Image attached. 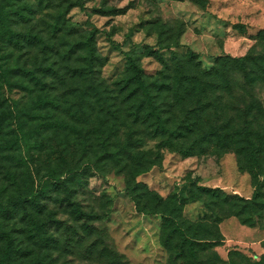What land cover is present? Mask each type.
I'll return each mask as SVG.
<instances>
[{
  "label": "rangeland",
  "instance_id": "374dc122",
  "mask_svg": "<svg viewBox=\"0 0 264 264\" xmlns=\"http://www.w3.org/2000/svg\"><path fill=\"white\" fill-rule=\"evenodd\" d=\"M17 2L34 5V11L29 14L31 18L28 21L13 17L19 20L14 23V28L21 32L38 33L55 48L43 50L41 47L26 45L19 49L3 45L0 46L2 61L11 65L18 63L44 74L47 87L52 89V93L62 103L57 116L73 124L77 121L72 113L79 107L80 112L88 115V119H96L98 122L99 114H102V103H95L93 109L81 101L79 87L84 80L73 76V68L78 66L80 60L77 55H65L68 41L82 39L97 27L100 31L96 36L97 52L102 58V64L97 68L96 82L103 90H107L106 94L110 96L108 102L112 103L113 98H116L117 105L112 110L118 109V118H111L117 122L118 130L111 147H119L127 142L129 131H132L134 140L141 138L139 146L135 147L136 152H140L145 161L158 160L157 165L148 172L133 178V160L123 157L120 164L112 159L99 161L101 153H90L91 158L85 159L90 169L85 167V173H82L84 183L74 186L77 191L74 192L73 200L79 202L84 211L98 218L74 219L69 209L56 200L57 197L63 198L65 193L52 191L51 199L46 201L49 208L47 212L54 211V217L61 220L66 228L53 227L50 230L58 244L49 251V264H182L175 252H170L162 243L161 216L138 211L128 185L132 183L131 187H135L137 181L144 182L147 188H136L135 193L141 200V206L149 202L148 205L152 206L155 195L166 198L184 190L186 186L187 192L188 187L195 188V180L203 186L218 187L230 194L252 198L257 190L256 179L251 172L240 169L237 155L233 151L225 152L213 146L187 156L171 147H165L161 138H152L144 125L128 117V103H122L125 92H120L127 76L126 52L140 59L145 73L152 79L160 77L163 65L157 58L146 53L147 44L156 48L178 44L172 49H163V54L170 58L177 52L186 58L192 52L196 54L202 69L213 68L218 56L262 53L264 41L256 39V34L264 29V0H54L44 2L41 8L36 5L38 0ZM69 4L72 5L66 13V19L61 21V28L54 29L58 13ZM129 4L132 7L124 13L101 11ZM109 38L118 42L121 49H116ZM47 67L52 69H45ZM236 80L237 83L232 81L229 91L223 89L210 98L213 102L218 96L220 103L211 106L205 114L206 125L220 127L227 122L239 123L240 112L252 105L253 96L264 106V83L259 82L251 87L242 74L237 75ZM2 92L23 103L29 97L26 91L18 87L11 90L5 88ZM164 96L161 95L159 101L175 122L191 114V102L186 101V105H182L178 104L175 96ZM82 103L83 106H80ZM83 117L79 118L82 120ZM47 134L51 135L50 132ZM89 135V143L92 138L96 143L99 141L95 132ZM196 136L193 135L186 144ZM75 138V145L81 150L80 139ZM65 148L66 152L73 149L64 139H55L51 135L42 149L31 150V158L25 155L30 167L27 172L32 175L29 178L36 186L40 178H48L45 175L49 174L51 166L58 169L57 174L61 175L57 153H63ZM4 154H0V195L6 196L2 200L8 196L5 188L12 183L15 176L12 172H20L21 169L7 153ZM49 162H52L51 165ZM202 196L204 200L210 198L205 194ZM211 207L206 202L191 201L184 205L181 215L185 225L192 224L194 228L198 222H202L208 227V231L201 237L217 240L203 253L208 264H264V206L256 214L246 210L241 215L236 214L235 208L238 207ZM245 217L252 219L245 223ZM0 219L5 220L9 228L15 227V236L28 243L31 250L33 246L22 232L24 225L20 217L4 219L0 216ZM84 222L93 228L91 235L83 231Z\"/></svg>",
  "mask_w": 264,
  "mask_h": 264
},
{
  "label": "trees",
  "instance_id": "16d2710c",
  "mask_svg": "<svg viewBox=\"0 0 264 264\" xmlns=\"http://www.w3.org/2000/svg\"><path fill=\"white\" fill-rule=\"evenodd\" d=\"M46 1L49 3L54 0H38L37 7L41 8ZM70 5L72 4L58 13L54 29L61 28V21L66 19ZM33 6L18 4L17 0H0L1 47L10 45L22 49L28 45L41 47L43 50L55 48L38 33L21 32L14 28V23L19 20H14L13 17L28 21L31 18L29 14L34 11ZM131 7V4L122 8L113 6L101 11L118 14L126 12ZM98 32L99 29L94 27L82 39L68 41L65 51V55L69 57L77 55L80 60L78 66L73 68V76L84 80L79 87L81 101L93 109L95 103H102L100 108L102 114H99L98 122L96 119H88V115L80 112L79 107L72 113L77 121L73 124L57 116L56 113L62 107V103L52 93V89L47 87L44 74L18 63L11 65L0 58V154L7 153L6 155L18 164V168H21L20 172L19 170L12 172L15 175L12 183L5 188L7 198L2 200L6 196L0 195V216L4 219L20 217L24 225L22 232L33 246L30 250L28 243L13 233L15 227L9 228L5 220L0 219V264H49L47 260L50 256L49 251L58 244L57 238L50 230L53 227L66 228L61 220L54 217V211L47 212L49 208L46 201L51 199L52 191L65 193L63 198L57 197L56 200L69 209L74 219L98 218L97 215L84 211L81 204L73 200L74 192L77 191L74 186L84 183L82 173H85V167L90 169L89 162L85 160L91 158L90 153H101L99 161L112 159L120 164L123 157L133 160L135 163L133 178L157 165L158 160L145 161V157L136 152L135 147L139 146L141 138L134 140L131 136L132 131H129L130 137L127 142L119 147H111L113 137L118 134L117 122L111 118H118L116 114L118 109L112 110L117 105L116 98H113L114 102H108L110 96L106 94L107 90H103L96 82L97 68L102 64V58L97 52ZM256 36V39L264 41V29H260ZM109 41L116 49H121L118 42L112 38H109ZM177 45L167 44L159 48L145 45L146 53L157 58L163 65L159 72L160 77L154 79L148 78L137 56L126 52L127 76L120 87V92H125L122 103H128L126 108L128 117H133V121L144 125L152 138H161L165 147H171L187 156L213 146L225 152H235L240 169L251 172L256 179L257 190L252 198L247 199L218 187L200 185L199 181L195 180V188L188 187L187 192L186 186L184 190L166 198L155 195L152 206L148 205L150 202L141 206L135 189H146L147 185L137 181L135 187H131L132 183L128 187L138 211L146 215L161 216L164 247L170 252H175L176 258L180 259L182 264H208L207 259L203 258V253L217 240L201 237L208 231V227L202 222H198L194 228L192 224L185 225L181 221L183 207L191 201H200L206 202L209 207L211 205L226 206L229 209L238 207L235 208L238 215L246 210L253 214L260 211L264 206V106L253 96L252 105L246 107L244 112H240L239 123L227 122L220 127L206 125L205 114L211 106L220 103L218 96L213 102L210 98L223 89L229 91L233 85L232 81L237 83V75L242 74L247 85L251 87L259 82L264 83V52H251L236 57L218 56L213 68L202 69L196 54L192 52L186 58L177 52L170 58L163 54V49H172ZM13 87L26 91L29 95L28 100L23 103L5 96L2 92L5 88L11 90ZM163 94L164 97L175 96L178 104L186 105V101L191 102L189 110L191 114L175 122L173 116L167 114L162 102L159 101ZM80 106H83V103ZM82 116L86 118L83 117L81 120L79 117ZM47 132L55 139H64L73 149L66 152L65 148L63 153H57L61 175L57 174L58 169L51 166L49 174L45 175L48 178H40V183L36 186L29 178L32 175L27 172L30 167L25 155L30 157L32 149L43 148L51 137ZM90 132L96 133L99 139L97 143L93 138L91 143L88 142L91 139ZM195 134L197 136L187 145L186 142ZM75 136L80 139L81 150L75 145ZM51 163L49 162L50 165ZM204 194L210 197L209 200L202 198ZM251 219L252 217H245L244 222L248 223ZM82 229L89 235L94 232L87 222L82 223Z\"/></svg>",
  "mask_w": 264,
  "mask_h": 264
}]
</instances>
